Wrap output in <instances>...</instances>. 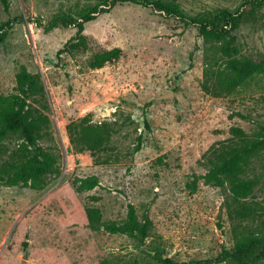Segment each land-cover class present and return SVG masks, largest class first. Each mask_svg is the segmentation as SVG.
I'll use <instances>...</instances> for the list:
<instances>
[{"label": "rangeland", "instance_id": "1", "mask_svg": "<svg viewBox=\"0 0 264 264\" xmlns=\"http://www.w3.org/2000/svg\"><path fill=\"white\" fill-rule=\"evenodd\" d=\"M176 1L190 15L236 10L243 3ZM96 5L0 0V23H9L0 39V93L14 92L22 65L40 74L45 97L38 94L32 102L51 121L40 144L59 158V172L42 187L14 174L10 183L0 179V264H163L166 257L224 264L214 260L234 245L224 207L231 185L206 181L204 154L229 139L231 127L253 133L264 124V72L230 94L208 93L202 86L205 68L214 59L223 61L215 47L196 25L132 2L98 6L84 31L88 50L58 53L77 28L63 27L55 16H76ZM252 17L234 31L235 52L264 64V10ZM114 47L122 49L118 60L89 67L96 52ZM83 117L114 129L109 145L95 156L70 142L67 125ZM20 142L7 138L0 161ZM95 177L99 185L79 190L81 180ZM244 179L251 192L242 200L264 203V151ZM130 204L140 221L148 216L152 222L144 241L90 226L88 208H98L102 222L124 223Z\"/></svg>", "mask_w": 264, "mask_h": 264}, {"label": "trees", "instance_id": "2", "mask_svg": "<svg viewBox=\"0 0 264 264\" xmlns=\"http://www.w3.org/2000/svg\"><path fill=\"white\" fill-rule=\"evenodd\" d=\"M95 7H84L76 16L59 14L55 20L63 27L77 28L73 35L58 53H76L88 50L87 36L84 34L86 23L94 20L98 6H114L118 2H132L152 7L181 20L184 24H194L206 43L213 45L222 57L219 63L214 59L204 71L203 89L215 96L230 94L248 79L264 72V64L249 56H238L235 52L237 29L242 20H249L259 10H264V0H243L240 8L230 10L218 8L190 15L176 0H96ZM9 23H0V39H3ZM122 55L120 47L96 52L88 61L90 68L99 69L107 63L118 60ZM14 92L0 93V145L9 137L21 141L12 155L0 161V179L10 183L16 175L27 185L42 187L48 178L59 172V158L55 153L46 150L40 140L50 128L49 116L33 105L36 95L45 97V87L38 73H32L22 65L17 71ZM145 124L149 126L147 118ZM70 142L78 151L88 150L95 156L109 145L114 132L110 123H95L83 117L67 125ZM231 137L211 145L204 154L207 182L223 186L230 182L226 193L224 207L231 220V233L234 245L223 249L214 261L224 264H260L264 261V203L245 202L243 197L251 192V184L244 179L253 160L264 151V124L259 123L253 133H248L240 126L230 129ZM142 144L139 137L137 150ZM99 185L95 177L81 180L79 190H91ZM89 224L96 229H105L112 233L122 232L144 241L149 236L152 224L148 216L144 221L138 219L133 204L129 205L128 217L124 223L115 221L102 222L98 208L87 209ZM163 264H193L176 261L172 257L162 258ZM203 261H196L202 264ZM105 264V263H101ZM138 264V263H133Z\"/></svg>", "mask_w": 264, "mask_h": 264}, {"label": "water", "instance_id": "3", "mask_svg": "<svg viewBox=\"0 0 264 264\" xmlns=\"http://www.w3.org/2000/svg\"><path fill=\"white\" fill-rule=\"evenodd\" d=\"M164 97H168V94H165V95H163ZM28 258V255L27 254H25L24 255V259H27Z\"/></svg>", "mask_w": 264, "mask_h": 264}]
</instances>
